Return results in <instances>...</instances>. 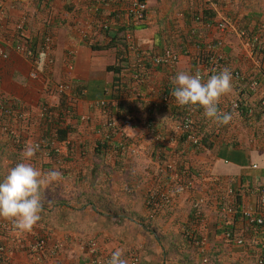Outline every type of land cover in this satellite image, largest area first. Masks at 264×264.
<instances>
[{"label": "crops", "instance_id": "0c3cea01", "mask_svg": "<svg viewBox=\"0 0 264 264\" xmlns=\"http://www.w3.org/2000/svg\"><path fill=\"white\" fill-rule=\"evenodd\" d=\"M128 1L98 4L99 12H94L84 0H3L1 39L12 42L19 33L22 38H32L49 30L54 57L50 76L56 81L68 75L76 78L78 84L74 82L73 88L82 90L78 95L74 93L77 112H88L92 118L85 122L74 120L72 134L81 142L72 146L63 164L36 157L31 161L42 172L60 170L63 179L43 194L42 220L33 232L15 231L5 238L10 247L9 259L14 264H30L23 245L29 235L40 233L50 243L63 244L59 255L46 257L50 264H89L82 248L88 239L97 242L103 256L119 248L128 262L135 253L137 264H249V256L262 253L259 246H264V226H250L240 217L221 212L213 196H207L209 201L197 217L191 205L199 195H205L207 183L203 180L196 181L193 188L166 206L150 208L146 199L153 191L168 188L170 173L163 171L162 165L175 159L177 168L189 173L200 170L222 181L232 180L234 188L240 187L238 205L242 208L257 204L255 189L264 184V112L255 113L249 126L235 115L229 124L217 125L203 115V109L195 110L192 118L201 136L210 137L215 126L222 131L209 142L210 147L203 144L197 150L178 137L175 125L184 108L175 100L163 103L160 93L165 87H173L170 80L180 71L199 69L212 74L225 67L239 70L246 77H257L264 89V52L260 62H254L236 34V29H252L264 19V0H148L146 17L137 24L140 28L134 25L128 29L130 41L153 54L170 48L179 54V60L171 66L141 69L138 88L147 98L144 101L132 100L129 92L135 59L125 51V42L102 49L92 47L106 44L115 35ZM223 16L232 19V28L221 34L215 23ZM22 17L24 28L17 31L16 24ZM106 18L112 21L110 30L105 32L100 24ZM219 40L223 41L222 47L217 46ZM12 43L3 44L9 55L5 59L0 56V87L26 100L35 111L41 84L29 79L30 63L15 51ZM208 46L211 55L219 50L225 56L214 69L209 56L205 57ZM69 49L75 50L71 67ZM114 81H119L125 90L123 98L115 100L111 94L110 109L93 108L91 104L105 97L104 90ZM261 94L264 95L261 89L251 91L233 79V91L223 98L220 108L228 109L234 99ZM117 103L122 104L123 111L130 109L135 114L136 123L127 130L126 139L135 153L116 148L114 141L104 140L100 134L103 130L96 127L106 114H116ZM150 104L155 107L149 117ZM117 138L114 136L113 140ZM15 152L13 144L0 133V157L8 155L10 162ZM253 163L257 164L255 169L251 167ZM0 171L5 178L8 171L5 167ZM226 230L243 235L245 244L238 246L227 241ZM185 231H196L205 240L198 245L188 235L183 236Z\"/></svg>", "mask_w": 264, "mask_h": 264}, {"label": "built area", "instance_id": "2783aa9c", "mask_svg": "<svg viewBox=\"0 0 264 264\" xmlns=\"http://www.w3.org/2000/svg\"><path fill=\"white\" fill-rule=\"evenodd\" d=\"M45 1V0H40ZM88 2V9L99 12L100 5L113 2H119V0H84ZM125 8L122 11V20H119L120 27L126 26V28L121 32L123 34V41L125 42V51L128 55H132L135 59L133 63V84L130 87L131 98L134 101L146 100L145 94L138 88L140 82L141 69L143 68H156L163 66H171L178 62L179 54L170 48H164L159 53H150L141 50L132 41H130L129 30L127 26L137 25L141 23L147 13L148 0H129L125 4ZM3 10V0H0V13ZM112 16V15H111ZM110 19H112L110 17ZM112 20L104 19L100 27L105 32L110 30ZM24 17H22L16 24V30L22 31L24 28ZM216 29L221 34L226 33L232 28V19L229 17H221L215 23ZM119 27V28H120ZM2 25L0 20V31ZM19 33V32H18ZM237 37L239 38L240 45L244 49L247 56L254 62H260L261 53L260 49L264 48L260 46V43H264V21H260L256 28L253 30L247 29H236ZM1 35V34H0ZM40 36L37 37H24L22 34H16L15 40L1 39L0 36V56L2 58H8V52L4 49V43H12L16 52L24 56L30 63V70L28 72L29 79L33 81H38L41 84V93L39 92V99L35 106V111L31 110L29 103L20 98L16 97L0 87V133L4 134L7 139L13 144L16 149L15 155L17 160L12 161V167L20 162L21 152L25 147L26 143H38L40 145V151L37 153L36 158L38 159H50L56 164H63L64 157L68 156L71 152L72 146L74 144L80 143L81 140L75 133L71 126L74 120L79 122L89 121L90 114L88 112H77L76 97L74 94L73 83L77 82V79L68 75L67 78L56 81L50 76V72L54 65L53 52V37L49 30H44ZM22 38V39H21ZM218 47L223 46V41L219 40L217 43ZM206 50L205 57H208L211 62V67L214 69L219 66L222 61L225 60V56L221 51H216L212 55L210 54L211 47L208 46ZM69 57L68 65L71 67L72 59L75 56V50L69 49L67 52ZM149 64L151 67H145ZM47 72L49 75H47ZM234 80L239 81L245 85L251 91H258L261 89L264 92L263 87L261 88V81L257 77L249 76L246 77L239 70H231ZM120 83L117 81L105 89V97L97 100L91 104L93 108H98L105 103L109 102V96L111 94L117 93L120 89ZM172 87H165L161 90L160 101L163 103H169L174 101V97L171 96ZM125 90L120 91L119 94L114 98L115 100H121L123 98ZM113 99V98H111ZM152 103V102H150ZM154 104H150L147 107L148 116L154 109ZM184 108L183 116L176 122V129L178 132V137L186 141L191 148L200 149L203 148L202 137L196 122H194L192 115L194 111L189 110L187 107ZM224 112H228L229 109L232 111V115L239 118H246L247 124L250 126V119L255 117V113L264 112V95L257 96L254 98H238L229 102L228 109L221 108ZM120 111V112H118ZM113 117L99 119L96 127L103 130L101 135H103L104 140L114 141L115 147L120 148L121 151H126L130 149L131 153H135L133 146H129L127 139V130L132 128L136 122L135 114L128 111H123L119 109ZM73 116V114H75ZM229 113V112H228ZM150 123L148 124V126ZM216 128L209 132L210 137L208 139L211 141L219 136L222 131ZM60 129L66 130V134L60 136L58 131ZM115 136L119 140H113ZM159 139V138H158ZM250 142L253 140H249ZM183 150L180 151V155H183ZM179 156V155H178ZM176 165V166H175ZM163 171H169V186L168 188H163L161 190L153 191L148 194L146 199V204L153 209L160 208L161 206H166L172 200L173 196L183 194L187 190L193 188L196 181L203 180L204 183L213 184L214 188H219L222 179L218 176H206L204 172L194 171L189 173L186 170H181L177 168V162L175 159L167 160L163 163ZM251 167L255 169L257 167L256 163L251 164ZM161 171V170H160ZM225 183L224 190L225 193L220 196V198L225 199L224 203L221 205L220 211L232 216H237L246 221L250 226H264V184L258 186L255 189L256 202L248 207H241L238 204L235 206L232 200L234 196L239 193L238 188L232 186V180L225 179L222 181ZM211 194V193H210ZM214 198L218 197L217 192L211 194ZM209 196V197H211ZM235 201V200H234ZM206 204V196L204 194L199 195L193 200L192 206L196 210L197 217L201 216L203 212V207ZM14 230L12 225L5 221L0 220V264H14L12 260L9 259L8 252L10 247L6 242L7 237L11 236ZM224 237L227 241L242 246L245 244V238L243 235L234 232L232 230L224 231ZM193 239V238H192ZM205 240V237L194 238L193 241L201 245ZM24 250L28 256L30 264H50L46 257H56L59 255L63 249V244L61 242L50 243L48 238L44 234L34 233L29 235L25 240ZM86 257L89 259V264H107L111 255L103 256L98 248V244L94 239H88L83 242L82 246ZM129 264H137L138 256L133 253L129 256ZM258 264L264 263V257H259L257 260Z\"/></svg>", "mask_w": 264, "mask_h": 264}, {"label": "clouds", "instance_id": "9594fccd", "mask_svg": "<svg viewBox=\"0 0 264 264\" xmlns=\"http://www.w3.org/2000/svg\"><path fill=\"white\" fill-rule=\"evenodd\" d=\"M171 96L180 107L191 111L203 109V115L217 125H227L232 114L224 112L220 105L223 98L233 91V76L225 67L212 74L180 71L170 80ZM40 151L38 143H26L21 160L8 170L0 182V219L9 222L14 230L31 233L42 220L44 212L43 194L49 187L63 179L58 169L42 172L31 162ZM107 264H128L122 249L111 253Z\"/></svg>", "mask_w": 264, "mask_h": 264}, {"label": "trees", "instance_id": "16d2710c", "mask_svg": "<svg viewBox=\"0 0 264 264\" xmlns=\"http://www.w3.org/2000/svg\"><path fill=\"white\" fill-rule=\"evenodd\" d=\"M205 14H207L206 12H204ZM260 21H264V19H261ZM259 21V22H260ZM258 22V23H259ZM257 23V24H258ZM257 24L252 28L253 30L256 28V26H257ZM132 26H134V25H132ZM129 27H131V26H127V28L129 29ZM126 28V26H122V27H120L118 30H117V32L115 33V35H112L111 37H110V39H109V41L106 43V44H99V45H93L92 47L93 48H96V49H102V48H107V47H111V46H116V45H118V44H122V43H124L123 42V39H124V37H123V34L121 33L122 31L121 30H124ZM248 30H251V29H248ZM264 45V43L263 42H261L260 43V46H263ZM264 52V48L263 49H260V53H261V56H260V58L262 57V53ZM145 67H151V66H149V64H146V66ZM110 69H117L116 68V66H110ZM115 82V81H114ZM119 81H117V83H118ZM121 87V86H120ZM82 90L80 89L79 91H77V90H75L74 89V93L76 94V95H78V94H80V93H82L81 92ZM120 91H122L123 92V89L122 88H120V89H118L117 90V93H115V94H112L113 96V98L114 97H116L118 94H119V92ZM241 91H243V89L241 90ZM104 93H105V90H104ZM107 96H111L110 94L109 95H107ZM111 97V98H112ZM102 99V98H101ZM122 104H119V103H117L116 105H115V109H124L125 110V108L123 107V106H121ZM121 106V107H120ZM97 108V107H96ZM111 108V104L110 103H105V105H103V106H101V107H98L97 109H102V110H107V109H110ZM128 112H130V113H132V111L129 109V110H127ZM115 112H117V111H115ZM228 112L229 113H232V111H231V109H229L228 110ZM114 114V113H113ZM113 114L111 115V114H106V116L108 117V118H111V117H113ZM76 115V113L75 114H73V116H75ZM242 119H244L245 121H247L246 120V118H244V117H242ZM136 123V122H135ZM135 123H134V125H135ZM133 125V126H134ZM132 126V127H133ZM73 127V125L71 126V128ZM58 134L60 135V136H63V135H65L66 134V130H64V129H60L59 131H58ZM207 139H208V137H206V136H203L202 137V143L204 144V145H206L207 147H210L211 146V143H209L208 141H207ZM234 146L236 145V144H233ZM233 145H231V146H233ZM13 155H15L14 153H12ZM12 155V156H13ZM11 156V159H12V161L13 160H17V157L15 156L14 158ZM2 157H0V168H1V161H2ZM12 167V166H11ZM1 172V171H0ZM4 180V175L3 174H1L0 173V182H2ZM224 184H223V182H222V185H221V182H220V185H219V188H218V190H217V188H214L213 187V184H207L206 185V190H205V196H206V205H207V203H208V201H209V199H207V196L209 197V196H211V194L212 193H214V192H217V194H218V197L216 198H214L215 199V205H216V208L217 209H221V205L224 203V200L227 198V197H225V199H222V198H220V196L221 195H223V193H225V188H223L224 186H223ZM211 193V194H210ZM240 196H241V194L240 193H238L236 196H234L233 197V199L235 200H232L233 202H234V205L236 206L238 203H239V201H240ZM193 212L194 213H196V210L195 209H193ZM187 236L188 235V237L189 238H200V237H202V236H200V234L198 233V232H196V231H192V232H190V231H185L184 233H183V236ZM264 253H260L259 254V256H258V258L259 257H264V255H263ZM258 260V259H257ZM264 264V263H263Z\"/></svg>", "mask_w": 264, "mask_h": 264}, {"label": "rangeland", "instance_id": "374dc122", "mask_svg": "<svg viewBox=\"0 0 264 264\" xmlns=\"http://www.w3.org/2000/svg\"><path fill=\"white\" fill-rule=\"evenodd\" d=\"M139 25H137V27H138ZM138 28H140V27H138ZM207 141L208 142H210V140L209 139H207ZM135 152H137L136 150H135ZM5 157L6 158H3V160H2V162H3V164H1V167H5V171H8L11 167L9 166V165H11L12 166V159L10 160V162L9 161H7L8 160V155H5ZM7 168V169H6ZM181 195V194H180ZM180 195H176V196H173L172 197V200H171V202H173V200H176V198H178ZM193 203V202H192ZM191 208H193V206L191 205ZM259 245V244H258ZM259 250L262 252V253H264V246L263 245H260L259 246ZM257 253L258 252H256V253H254V254H252L251 256H249V264H258V262H257V259H258V256H257ZM261 253V254H262ZM264 255V254H263ZM227 264H230V263H227Z\"/></svg>", "mask_w": 264, "mask_h": 264}]
</instances>
